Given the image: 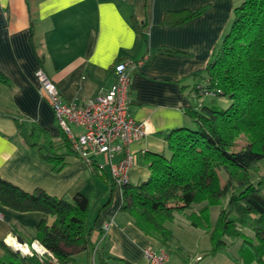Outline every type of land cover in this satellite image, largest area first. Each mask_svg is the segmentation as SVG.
<instances>
[{
  "label": "crops",
  "instance_id": "1",
  "mask_svg": "<svg viewBox=\"0 0 264 264\" xmlns=\"http://www.w3.org/2000/svg\"><path fill=\"white\" fill-rule=\"evenodd\" d=\"M235 1L0 0V72L7 78L0 82V177L28 193L89 197L91 247L74 255L78 264H98L94 247L115 258L109 264H149L143 250L165 247L120 210L121 189L112 185L105 157L79 158L59 130L35 71H44L63 102L82 105L114 84L115 65L139 63L130 71L128 115L147 121L150 133L115 153L110 163L128 150L134 158L128 182L145 181L150 155L166 152L170 131L190 127L185 109L191 91L207 78L206 66L230 28ZM50 145L57 160L43 157ZM0 212V240L9 245L33 241L38 223L50 220L1 205ZM220 254L207 264H233Z\"/></svg>",
  "mask_w": 264,
  "mask_h": 264
},
{
  "label": "trees",
  "instance_id": "2",
  "mask_svg": "<svg viewBox=\"0 0 264 264\" xmlns=\"http://www.w3.org/2000/svg\"><path fill=\"white\" fill-rule=\"evenodd\" d=\"M205 73L207 78L198 84L210 96L200 99L196 84L191 105L185 109L193 128L170 131L166 152L150 155L145 181L119 186L120 210L166 249L173 236L165 223L205 202L197 212L203 222L193 213L187 218L190 226L210 234L211 255L229 248L217 238L219 233L228 241L241 240L238 251L243 264H264V195L249 176L264 159V0H241L233 8L230 28L213 49ZM0 82L7 83L1 72ZM219 98L226 99L228 107L217 109L214 100ZM240 135L246 140L236 150L235 139ZM50 150L51 145L44 159L57 160ZM220 172L225 175L223 184ZM0 205L20 213L40 212L50 219H42L32 237L49 256H21L0 240L6 255L0 264H78L74 255L91 247L90 199L81 193L71 199L53 197L41 189L28 193L0 177ZM213 205L220 212L211 231L204 216ZM94 254L98 264L115 259L102 248L94 247Z\"/></svg>",
  "mask_w": 264,
  "mask_h": 264
},
{
  "label": "built area",
  "instance_id": "3",
  "mask_svg": "<svg viewBox=\"0 0 264 264\" xmlns=\"http://www.w3.org/2000/svg\"><path fill=\"white\" fill-rule=\"evenodd\" d=\"M135 63L124 61L115 65L114 84L82 105L63 102L56 85L44 71L40 68L34 73L40 91L51 105L59 130L71 143L79 158L89 162L91 156L103 155L110 165V174L117 186L128 181L127 173L134 165V158L128 150H125L124 156L116 163L111 164L110 159L133 141L150 133V125L147 121H136L128 115L130 71L139 65ZM194 88L199 90L200 99L210 96L204 85L198 84ZM72 126L81 128L82 132L75 134ZM107 227L108 224H103L102 229ZM20 244L28 249L26 255L29 257L35 256L40 259L50 255L37 240ZM142 254L149 264H169L166 249L155 250L147 247Z\"/></svg>",
  "mask_w": 264,
  "mask_h": 264
},
{
  "label": "rangeland",
  "instance_id": "4",
  "mask_svg": "<svg viewBox=\"0 0 264 264\" xmlns=\"http://www.w3.org/2000/svg\"><path fill=\"white\" fill-rule=\"evenodd\" d=\"M235 2L236 5L239 4L237 3L239 2L238 0ZM226 32H228V30ZM207 103H209V101ZM214 104L217 109H225L229 105L228 101L224 98L215 99ZM189 128H193L192 120ZM244 136L240 135L235 139L234 149L237 150L244 145L246 140ZM256 167V170L251 169L249 171V176L252 184L260 189L261 195H264V159L258 161ZM220 177L221 183L223 184L225 181V175L223 172H220ZM87 188L88 187L84 189L85 192H87ZM204 204L205 202L194 204L193 209L187 210L182 214H175L174 219L171 222L165 223V227L171 232L173 236V242H171L166 247L169 255V264H183V262L187 260H189L187 264H207L209 262L216 263L218 261L214 259L215 256L214 258H211L213 256L211 255L212 242L210 239V234L201 228H194L190 226L189 219L187 218L189 214L193 213L195 214L193 217L196 220H202L203 222V219H200L197 216V212ZM219 212L220 207L213 205L208 208L207 216H204L205 222L210 227L211 231H213L216 227ZM216 236L229 246V248L226 249V252H222L220 254L222 255L223 259L225 258V260H232V255L239 261L238 264H243V262L239 260L238 251L241 240L234 242L228 241L227 238L219 235V233ZM16 252L21 256H27L22 255L19 251ZM218 256L219 254L217 257Z\"/></svg>",
  "mask_w": 264,
  "mask_h": 264
},
{
  "label": "bare ground",
  "instance_id": "5",
  "mask_svg": "<svg viewBox=\"0 0 264 264\" xmlns=\"http://www.w3.org/2000/svg\"><path fill=\"white\" fill-rule=\"evenodd\" d=\"M11 245H9V246H11L12 248L18 250L22 255H26L29 252L28 249L24 245H21L20 243L15 242V240H11Z\"/></svg>",
  "mask_w": 264,
  "mask_h": 264
},
{
  "label": "water",
  "instance_id": "6",
  "mask_svg": "<svg viewBox=\"0 0 264 264\" xmlns=\"http://www.w3.org/2000/svg\"><path fill=\"white\" fill-rule=\"evenodd\" d=\"M6 245L9 246L7 243H6ZM10 248H11L13 251H15V252L18 251V250H16V249L12 248V247H10Z\"/></svg>",
  "mask_w": 264,
  "mask_h": 264
}]
</instances>
